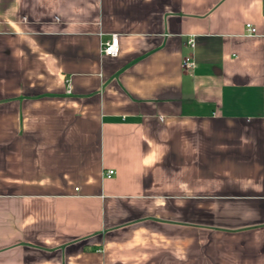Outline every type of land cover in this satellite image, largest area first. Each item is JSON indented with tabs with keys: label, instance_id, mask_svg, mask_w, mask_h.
<instances>
[{
	"label": "crops",
	"instance_id": "0c3cea01",
	"mask_svg": "<svg viewBox=\"0 0 264 264\" xmlns=\"http://www.w3.org/2000/svg\"><path fill=\"white\" fill-rule=\"evenodd\" d=\"M0 264H264V0H0Z\"/></svg>",
	"mask_w": 264,
	"mask_h": 264
},
{
	"label": "built area",
	"instance_id": "2783aa9c",
	"mask_svg": "<svg viewBox=\"0 0 264 264\" xmlns=\"http://www.w3.org/2000/svg\"><path fill=\"white\" fill-rule=\"evenodd\" d=\"M247 29L250 33H254L256 31V28L251 23H247ZM189 42L191 43V45H194V38H191ZM101 51L107 55H117L120 51L118 35L113 34L110 39L103 41L101 43ZM193 64L194 62L190 56L184 58L183 66L185 68H190L193 66ZM114 172V169H109L105 172V174L107 176H111Z\"/></svg>",
	"mask_w": 264,
	"mask_h": 264
}]
</instances>
